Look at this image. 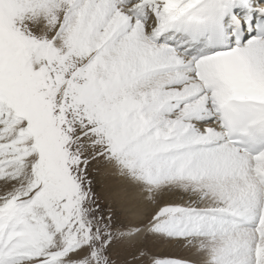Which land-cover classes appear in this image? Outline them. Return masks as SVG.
Wrapping results in <instances>:
<instances>
[{
	"label": "rangeland",
	"instance_id": "rangeland-1",
	"mask_svg": "<svg viewBox=\"0 0 264 264\" xmlns=\"http://www.w3.org/2000/svg\"><path fill=\"white\" fill-rule=\"evenodd\" d=\"M97 2L0 0V264H264V189L205 138L218 98L185 93L192 71L177 82L161 52L146 72L117 62L135 56L132 26L152 7L135 19L126 1ZM263 50L220 56L238 99L264 98L253 75L238 77L264 70ZM222 211L257 217L260 234L228 228Z\"/></svg>",
	"mask_w": 264,
	"mask_h": 264
},
{
	"label": "bare ground",
	"instance_id": "bare-ground-1",
	"mask_svg": "<svg viewBox=\"0 0 264 264\" xmlns=\"http://www.w3.org/2000/svg\"><path fill=\"white\" fill-rule=\"evenodd\" d=\"M98 2L97 3H102V2H107L108 4L110 2V0H97ZM100 1V2H99ZM115 3V6L117 5V7L120 5L118 3V0H111ZM117 1V2H115ZM132 1H135V0H126L127 4L124 5V6H121L119 8V10H123L122 12L125 14L126 12H131L133 14H139L141 12H144L143 11V5H144V2L145 5L148 3V5L150 4V6L152 7V10L148 8H146L147 11H145V14L148 15L150 17V22L147 24V25H144V24H140L139 22H135L134 25L132 26L133 27V31L135 32V38L134 41H131V42H134L135 44V47H136V50H135V56H122L121 58H117L116 61L117 62H120L121 65L128 62V61H131L132 59L135 60V62H133L132 60V68L135 69L136 71H139L142 67H144L145 65L144 62H148L150 60L151 57H155V55L157 54V52H161V54H158V59L161 60V62L163 63L162 65H168V66H177L179 71L175 74V75H172L173 78L177 79V82L178 80H181L182 79V76L184 78V75L186 76L187 75V71L188 69L191 70V66H197L198 63H193L191 61V58H190V55L191 53H184L182 51H178L176 50L175 48V44L172 43V44H165L163 43V41H165V37H160V40H159V43L157 44H153L151 43V39H153L154 37H157V32L158 30L160 29V27L162 26L163 22L165 21L166 17L168 14H173L175 16H177L178 14H181L185 11H187L188 9H190L192 7V5L196 4V3H199L201 0H149L148 2L145 1V0H137L138 2H135L133 3ZM251 2L253 3H256V5L258 7H260L261 9L264 8V0H251ZM94 3V2H93ZM107 3H104V4H107ZM91 6V4H90ZM104 6H107V5H104ZM109 6V5H108ZM107 6V7H108ZM101 7V6H100ZM145 9V8H144ZM116 12V11H115ZM127 15V14H126ZM129 16V15H127ZM137 16V15H136ZM141 16H143L141 14ZM131 19V18H130ZM78 31V30H77ZM76 32V31H75ZM78 33V32H77ZM131 33V32H130ZM76 34V33H75ZM78 35V34H77ZM77 35H70L69 38H68V41H67V44H71L72 46H75L74 48L76 49H71V56L73 55H77V50H82L84 48H86V44L80 42V37L77 36ZM81 36V35H80ZM133 38V37H132ZM129 39V38H128ZM80 42V45L79 47L76 46L77 43ZM66 45L65 46H68V47H71ZM132 45V44H131ZM118 47H119V44H118ZM264 41H256V40H253V39H250V40H246L242 43V47L241 48H231L229 49L228 51L222 53L221 56H224V55H227V54H231V53H234V54H243V53H254V52H257L259 49H264ZM80 48V49H79ZM264 51V50H263ZM82 53V52H81ZM132 54V53H131ZM134 54V53H133ZM163 54H166L165 56L167 57H164ZM69 55V54H68ZM80 55V54H78ZM70 56V57H71ZM255 56V55H254ZM257 56V55H256ZM155 57V58H157ZM162 57V59H161ZM226 57V56H225ZM250 57V56H249ZM78 58V57H77ZM130 58V59H129ZM257 58V57H256ZM264 58V57H263ZM80 59V58H79ZM78 59V60H79ZM154 59V58H153ZM244 59V58H243ZM259 59V58H258ZM107 60V59H106ZM104 61L103 64L101 65H105L107 67H110L108 69H113V68H116L115 66L112 65V62L111 61ZM260 60V59H259ZM41 61V54L39 55V57L37 58L36 60V64L38 65ZM85 61V60H84ZM94 61V60H92ZM251 61V60H250ZM255 61V60H254ZM116 62V63H117ZM203 62V61H202ZM201 63V62H199ZM152 64V63H151ZM151 64L147 65L146 68H150ZM156 64V62H155ZM117 65H119V63H117ZM99 67V66H98ZM176 67V68H177ZM235 67V66H234ZM261 67V66H260ZM260 67H256V68H251V70L249 71H243L240 73V75H238V77L241 79L242 83H248V82H245L247 79H248V76L250 78V75H253L254 79L257 80L260 84V86H264V70L261 69ZM263 67V66H262ZM123 68V67H122ZM143 69L144 71L146 70ZM118 69V68H117ZM126 69V68H125ZM124 69V70H125ZM186 71V73H184ZM126 71V70H125ZM135 71V72H136ZM149 71V70H148ZM94 72V71H93ZM117 72V71H116ZM123 69L122 70H119L117 73H118V76H123ZM146 72V71H145ZM141 73V72H140ZM143 73V72H142ZM141 73V74H142ZM190 73V72H189ZM239 74V73H237ZM171 75V74H170ZM134 76V75H133ZM192 76V75H191ZM130 77V76H129ZM129 77H125V79H123L122 81H125L126 79H128ZM169 77V76H168ZM171 78V76L169 77V79ZM122 79V78H121ZM132 79V78H131ZM232 79H233V76H232ZM231 79V80H232ZM251 79V78H250ZM249 79V81H251ZM129 80V79H128ZM230 80V79H229ZM237 80V79H236ZM253 80V79H252ZM104 83L105 85H107V87L109 88L111 85V83L114 82L113 85H117L116 82L114 79L111 80V78H105L104 79ZM233 81V80H232ZM254 81V80H253ZM116 82V83H115ZM235 82V81H234ZM120 83V82H119ZM253 83V82H252ZM171 84V83H170ZM234 84V83H233ZM251 84V82L249 83ZM248 84V85H249ZM162 85V84H161ZM174 86V85H173ZM197 83H192L191 84V87L188 89V91H186L185 93H189V94H196L198 92V89H197ZM237 87V86H236ZM116 88V86H115ZM238 89V88H237ZM182 90V88L180 89ZM240 91V90H239ZM113 92V91H112ZM183 92V91H182ZM247 92V90H246ZM179 94V93H178ZM245 95V94H244ZM249 97V96H248ZM248 97H244L242 99H248ZM203 98V97H202ZM251 98V97H249ZM253 99L257 100V101H262L264 102V98L262 97H252ZM260 98V99H258ZM252 99V100H253ZM147 106V105H146ZM218 108H216V111H217ZM164 112V110H163ZM158 114V113H157ZM161 114V113H160ZM180 125V124H179ZM213 125V124H212ZM212 125L210 126H206L205 124H203V126L205 127L204 128V132H206V135H205V138L207 137V141L208 140H221V142H224L223 139H222V133L219 131L218 129V123H217V116H216V123L214 125V127L211 129L209 127H211ZM202 126V127H203ZM182 128V127H181ZM180 128V129H181ZM182 130V129H181ZM202 133V132H201ZM193 136V135H192ZM200 137L203 136L202 138H204V135H199ZM206 140V139H205ZM209 142V141H208ZM190 143V142H189ZM206 143V142H204ZM230 149L232 150L235 154H237L239 157H241V159H245V156L236 152V150H234L230 145L224 143V149ZM207 150V149H206ZM223 152V151H222ZM227 152V151H226ZM231 152V151H230ZM222 156V155H221ZM224 156V155H223ZM215 158V157H214ZM212 160V159H211ZM227 164V163H226ZM258 171L262 174L264 173V169L263 167H258ZM258 189V188H257ZM225 191V190H224ZM233 191V190H232ZM240 192V191H239ZM248 193V192H247ZM243 196V195H242ZM248 199V198H247ZM231 209V208H230ZM225 210V209H224ZM236 211V210H235ZM223 212V211H222ZM238 213H241L240 211H237ZM258 212V211H257ZM166 214V213H162V215L160 217H163V215ZM249 217V216H248ZM252 217V216H250ZM255 217V216H254ZM219 222V221H218ZM222 222V221H221ZM228 226V228L230 229H237V230H246V228H240V227H234V226H231V225H226ZM146 227L142 228L140 231H139V235H141L144 231H145ZM138 233V232H136ZM141 233V234H140ZM135 237V232L133 235L129 236V240H131L132 238ZM138 237V236H137ZM135 239V238H134ZM133 240V239H132Z\"/></svg>",
	"mask_w": 264,
	"mask_h": 264
}]
</instances>
